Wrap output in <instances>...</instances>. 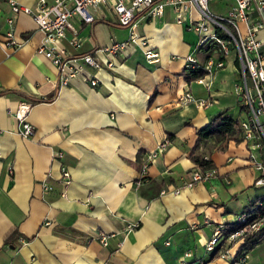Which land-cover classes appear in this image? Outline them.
Wrapping results in <instances>:
<instances>
[{"label": "crops", "instance_id": "obj_1", "mask_svg": "<svg viewBox=\"0 0 264 264\" xmlns=\"http://www.w3.org/2000/svg\"><path fill=\"white\" fill-rule=\"evenodd\" d=\"M9 13L0 0V38ZM73 26L80 46L70 43L71 31L60 45L70 55L94 53L102 62L106 55L97 49L128 37L110 15L92 23L76 18ZM138 28L159 59L149 62L139 47L128 46L113 69H91L97 86L83 74L59 84L55 65L37 53L43 34L28 14L16 21L24 44H0V264H179L187 250L193 253L187 264H228L207 253L206 243L221 223L264 197V186L254 184L258 173L241 131L236 128L221 149L214 141L200 147L218 169L215 178L179 194L160 192L189 179L199 129L225 109L238 121L244 117L235 91L237 61L227 58L202 83L187 80L186 57L194 53L197 35L186 23L168 8L161 18L138 20ZM213 51L195 55L205 61ZM188 91L211 103L183 102ZM20 101L33 103L28 121L34 134L27 138L12 113ZM164 139L166 150L138 185L146 155ZM254 153L264 158V148ZM62 166L71 173L68 185L61 181ZM15 230L18 236L6 243ZM101 233L109 235L107 245ZM241 244H230V252L236 254ZM246 264H264V240Z\"/></svg>", "mask_w": 264, "mask_h": 264}, {"label": "built area", "instance_id": "obj_2", "mask_svg": "<svg viewBox=\"0 0 264 264\" xmlns=\"http://www.w3.org/2000/svg\"><path fill=\"white\" fill-rule=\"evenodd\" d=\"M5 1L10 7V13L5 18L8 30L0 38V44L14 49L21 47L26 38L18 39L16 36L17 17L20 14L30 15L43 34L37 53L49 58L55 65L61 86L69 85L72 78L81 74L85 75L92 86H97L98 79L91 69L96 72L103 68L113 69L121 61L122 53L131 45L139 47L147 61H157L159 52L140 33L138 20L158 19L168 8L172 9L176 21L186 23V29L197 35L194 53L186 57L187 71L204 70L206 73H213L225 66L227 58L235 57L239 69L235 91L242 97L245 110V116L238 121L236 128L241 131V137L249 148V160L258 173L254 184L264 186V158H259L254 153V150L264 148V0H233L224 14L210 11L209 5L214 0H37L34 7L17 0ZM193 10L196 11V16ZM107 15L116 24L128 29V37L123 41L114 40L95 51L106 55L104 62L94 53L70 55L60 45L67 31L73 32L70 39L72 45L80 46L82 43V38L77 35L73 26L74 19L92 23ZM210 47L214 48L215 54H210L205 61L197 58L196 51L209 50ZM197 81L202 83L203 77L197 78ZM181 99L183 102H196L201 107H207L211 103L209 99L194 97L190 91L185 92ZM32 105L31 102L20 101L12 110L21 125L20 135L25 138L34 134V127L28 121ZM168 144L169 140L164 139L146 155L138 185L147 178L149 165L164 153ZM56 154L63 155L62 152ZM217 175L216 166L202 168L195 164L187 181L172 190L162 189L160 194H179L183 189L209 182ZM61 181L64 185L71 182V173L65 166L61 168ZM51 188L48 182L44 183L45 190ZM232 222L245 224L225 237L223 229L227 223H221L205 245V251L210 254L220 247L217 256L226 259L228 264H232L235 257L228 246L233 242L243 241L247 233L256 232L264 226V201L258 199L250 203L246 211L234 216L229 223ZM134 226L136 224L128 225L129 229ZM108 238L109 235L104 233L99 237L104 245L108 244ZM166 243L169 244V241ZM192 255L191 251H185L179 264H187V258ZM248 258L249 253L233 264H246Z\"/></svg>", "mask_w": 264, "mask_h": 264}, {"label": "trees", "instance_id": "obj_3", "mask_svg": "<svg viewBox=\"0 0 264 264\" xmlns=\"http://www.w3.org/2000/svg\"><path fill=\"white\" fill-rule=\"evenodd\" d=\"M217 33L223 37V34L217 30ZM206 72L204 70H192L188 71L186 74L187 80L197 79L199 77H203ZM244 105H242V109ZM229 109H225L220 111L215 117H213L210 123L199 129L197 131V141L195 147L192 152V160L196 165L202 168H208L213 166V161L207 155L200 152V147L209 148L208 142L214 141L217 148H223L224 144L230 139L231 135L236 131V124L238 120L235 119L231 114L228 113ZM258 200V199H257ZM259 200L264 201V197ZM256 201V200H255ZM254 202V201H253ZM252 203V202H251ZM249 208V205L241 212L246 211ZM251 219V218H250ZM245 223L232 222L224 225L223 235L227 237L232 232L240 229ZM17 230L12 232V235L8 236L6 239V243L10 241L11 237L13 239L14 236H18ZM262 240H264V226L261 227L258 231L253 233H247L242 241V244L239 246L238 251L235 254L233 263L237 262L239 258L249 253L257 244H259ZM218 247L214 252L211 253L212 256H216ZM232 263V264H233Z\"/></svg>", "mask_w": 264, "mask_h": 264}, {"label": "rangeland", "instance_id": "obj_4", "mask_svg": "<svg viewBox=\"0 0 264 264\" xmlns=\"http://www.w3.org/2000/svg\"><path fill=\"white\" fill-rule=\"evenodd\" d=\"M233 3V0H214L210 3L209 8L210 11L213 13L216 12H227V8L229 4L231 5ZM196 16V15H195ZM243 116H245V110L242 113ZM264 189V187H263Z\"/></svg>", "mask_w": 264, "mask_h": 264}, {"label": "water", "instance_id": "obj_5", "mask_svg": "<svg viewBox=\"0 0 264 264\" xmlns=\"http://www.w3.org/2000/svg\"><path fill=\"white\" fill-rule=\"evenodd\" d=\"M239 100H240V101L242 100V97H241V96L239 97Z\"/></svg>", "mask_w": 264, "mask_h": 264}]
</instances>
